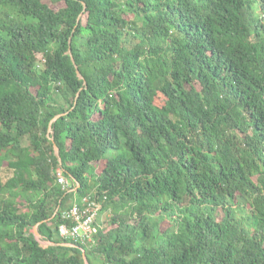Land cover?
<instances>
[{"label":"trees","instance_id":"obj_1","mask_svg":"<svg viewBox=\"0 0 264 264\" xmlns=\"http://www.w3.org/2000/svg\"><path fill=\"white\" fill-rule=\"evenodd\" d=\"M97 263L264 264V0H0V264Z\"/></svg>","mask_w":264,"mask_h":264},{"label":"built area","instance_id":"obj_2","mask_svg":"<svg viewBox=\"0 0 264 264\" xmlns=\"http://www.w3.org/2000/svg\"><path fill=\"white\" fill-rule=\"evenodd\" d=\"M56 183L66 193L75 195L78 184L69 181L61 173L56 174ZM102 211V202L95 195L83 197L80 201L76 199L69 209L61 212L62 219L71 223L70 226L62 225L59 233L62 238L80 242L84 246L93 247L97 245V224L102 215L109 217L110 213Z\"/></svg>","mask_w":264,"mask_h":264},{"label":"rangeland","instance_id":"obj_3","mask_svg":"<svg viewBox=\"0 0 264 264\" xmlns=\"http://www.w3.org/2000/svg\"><path fill=\"white\" fill-rule=\"evenodd\" d=\"M61 6H62L61 4H60V5H53L52 8H53V9H59ZM158 101H161V99H159ZM99 168H100V167H99ZM98 171H99V170H98ZM106 218H109V217H107L106 215H102L101 218H100V221L103 222V224H104V223H106V222H105V221H106ZM38 239H39V238H38ZM93 259L96 260L97 257L95 256V257H93ZM97 264H100V263H97Z\"/></svg>","mask_w":264,"mask_h":264},{"label":"water","instance_id":"obj_4","mask_svg":"<svg viewBox=\"0 0 264 264\" xmlns=\"http://www.w3.org/2000/svg\"><path fill=\"white\" fill-rule=\"evenodd\" d=\"M78 76L80 77V75H78ZM55 151H56V153L58 152L57 149H55ZM34 236H35L36 238H39V235L37 234L36 231H34Z\"/></svg>","mask_w":264,"mask_h":264},{"label":"clouds","instance_id":"obj_5","mask_svg":"<svg viewBox=\"0 0 264 264\" xmlns=\"http://www.w3.org/2000/svg\"><path fill=\"white\" fill-rule=\"evenodd\" d=\"M37 239V238H36Z\"/></svg>","mask_w":264,"mask_h":264},{"label":"crops","instance_id":"obj_6","mask_svg":"<svg viewBox=\"0 0 264 264\" xmlns=\"http://www.w3.org/2000/svg\"><path fill=\"white\" fill-rule=\"evenodd\" d=\"M38 239V238H37Z\"/></svg>","mask_w":264,"mask_h":264}]
</instances>
